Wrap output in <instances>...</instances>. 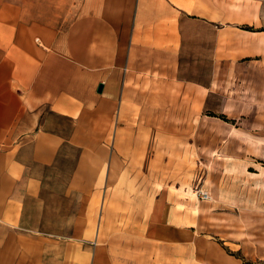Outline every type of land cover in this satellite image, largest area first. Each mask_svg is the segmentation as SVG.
Segmentation results:
<instances>
[{
  "label": "crops",
  "instance_id": "1",
  "mask_svg": "<svg viewBox=\"0 0 264 264\" xmlns=\"http://www.w3.org/2000/svg\"><path fill=\"white\" fill-rule=\"evenodd\" d=\"M216 86L264 109V0H0V264H243L143 165Z\"/></svg>",
  "mask_w": 264,
  "mask_h": 264
},
{
  "label": "rangeland",
  "instance_id": "2",
  "mask_svg": "<svg viewBox=\"0 0 264 264\" xmlns=\"http://www.w3.org/2000/svg\"><path fill=\"white\" fill-rule=\"evenodd\" d=\"M217 87L210 109L180 111L182 118H197L196 124L175 128L179 140L158 142L160 157L143 165L161 171L149 173L148 183L157 180L162 186L156 187L167 186L186 200L188 205L180 200L178 207L195 216L198 233L243 264H264V109L252 104L236 109V89L227 87L221 94ZM221 104L228 108L220 109ZM66 166L61 181L69 176L72 162ZM108 200L109 192L101 191V229ZM99 245L111 246V238L101 235Z\"/></svg>",
  "mask_w": 264,
  "mask_h": 264
},
{
  "label": "water",
  "instance_id": "3",
  "mask_svg": "<svg viewBox=\"0 0 264 264\" xmlns=\"http://www.w3.org/2000/svg\"><path fill=\"white\" fill-rule=\"evenodd\" d=\"M98 90H99L100 92L103 90V84H100V85H99Z\"/></svg>",
  "mask_w": 264,
  "mask_h": 264
}]
</instances>
